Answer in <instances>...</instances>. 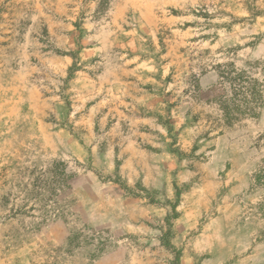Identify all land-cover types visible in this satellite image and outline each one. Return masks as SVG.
I'll return each mask as SVG.
<instances>
[{"label": "rangeland", "instance_id": "obj_1", "mask_svg": "<svg viewBox=\"0 0 264 264\" xmlns=\"http://www.w3.org/2000/svg\"><path fill=\"white\" fill-rule=\"evenodd\" d=\"M0 264H264V0H0Z\"/></svg>", "mask_w": 264, "mask_h": 264}, {"label": "trees", "instance_id": "obj_2", "mask_svg": "<svg viewBox=\"0 0 264 264\" xmlns=\"http://www.w3.org/2000/svg\"><path fill=\"white\" fill-rule=\"evenodd\" d=\"M220 82L218 97L221 109L223 110L228 122H233L242 115L255 112L257 105L262 99V93L258 88V81L250 77L246 71L237 70L234 65H219ZM230 90L227 91L226 84ZM53 180L54 186L64 189L69 184V176L65 175ZM56 194V193H55ZM179 260V257L176 258Z\"/></svg>", "mask_w": 264, "mask_h": 264}]
</instances>
